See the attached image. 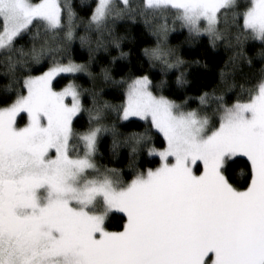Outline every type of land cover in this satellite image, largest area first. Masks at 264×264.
Instances as JSON below:
<instances>
[{
  "label": "snow or ice",
  "instance_id": "obj_1",
  "mask_svg": "<svg viewBox=\"0 0 264 264\" xmlns=\"http://www.w3.org/2000/svg\"><path fill=\"white\" fill-rule=\"evenodd\" d=\"M138 18L156 37L142 52L149 68L174 71L178 86L187 81L169 44L177 22L190 43L206 38L229 50L225 69L250 65V44L264 58V0H97L82 34L60 0H0V74L9 79L5 92H15L0 108V264H264V69L247 87L221 70L224 92L239 87L245 99L204 93L199 109L165 96L163 79L116 80L112 65L129 56L116 22ZM76 41L87 64L64 59ZM111 49L109 64L93 73L98 54ZM45 61L47 70L32 75ZM76 74L93 83L91 107L78 84L54 87L57 77ZM108 85L124 89L121 103L103 98ZM85 112L88 125L77 131ZM137 121L142 132L120 131ZM104 136L114 157L130 149L129 181L97 165ZM140 151L159 166L137 168ZM237 157L250 165L243 190L228 174ZM113 213L124 218L121 231L107 226Z\"/></svg>",
  "mask_w": 264,
  "mask_h": 264
},
{
  "label": "trees",
  "instance_id": "obj_2",
  "mask_svg": "<svg viewBox=\"0 0 264 264\" xmlns=\"http://www.w3.org/2000/svg\"><path fill=\"white\" fill-rule=\"evenodd\" d=\"M134 3H139L140 0H133ZM60 3H67L71 6L77 21L80 23V27L76 29L77 32L82 34L83 25L89 20L92 12L95 9L97 0H60ZM116 32L118 35L124 36L125 39L122 42V48L129 53L126 60L117 61L112 65V73L116 80H121L129 75L138 76L142 73L148 74L155 83H159L162 79L166 81L165 85L161 89L165 96L175 100L177 103L183 104L185 99L188 100V109H199V97L204 93L210 95L215 92L216 95L224 93L225 99H230L231 102H235L237 96L240 99H245L241 93L239 87L231 91L224 92V86L221 80V70H226L234 77V81L237 86L243 84L245 87L250 82H253L259 77L262 69H264V58L260 53V47L258 44L249 45L245 49V54L251 59L252 63L249 65L247 61L239 62L234 66H229L225 69V65L229 61L231 52L223 47L211 48L206 38H201L195 43H190L188 33L185 30L181 32H171L169 34V44L175 50L184 61V71L186 83L183 86L176 84V73L169 72L166 75H162L156 68H149L147 59L142 55L143 49L151 48L155 46L156 37L151 34L147 27L142 22V19H137L135 22L124 19L116 22ZM115 49L110 50L109 53L101 52L98 54L97 59L91 65V71L93 73H99L102 66H107L111 59V55H115ZM71 59L77 64L88 63V50L82 48L78 41L74 42L64 55V59ZM198 62V63H195ZM45 65H49L48 61H45L42 65H35L32 68V75H40L39 69L47 70ZM50 66V65H49ZM3 69L0 68V73ZM24 73L22 72L21 75ZM69 82L78 84L84 91L83 99L85 101V107H91V101L88 96V89L93 87V83L90 78L85 74H79L75 77L70 75H62L54 81V87L56 90H60L63 86ZM9 84L8 77L0 74V108L7 106L4 97L7 95L10 98L15 97V92H5L6 86ZM15 88V86H13ZM124 89L119 85H108L104 88L103 98L113 104H119L122 102ZM190 98V99H189ZM10 102V100L8 101ZM78 121V122H77ZM114 121V117H113ZM24 121L19 120V124ZM142 121H137L131 124L129 127H121L120 131L123 133L128 132H142L144 129L141 126ZM74 125L77 131H83L88 125V114L81 113L80 116L74 121ZM111 137L104 136L100 139L99 150L96 156V163L103 168L118 169L125 181H129L132 178V172L130 170V149L128 147H121L117 156H113L111 153ZM153 144L155 147L162 149L164 144L162 136L154 137ZM160 164L159 158L148 156L146 151H140L136 155V166L140 170L147 168H156ZM229 177L231 182L239 187L241 190L247 187L250 182V165L246 158L238 157L232 162L229 170ZM124 224V218L120 215H113L107 226L109 230H121Z\"/></svg>",
  "mask_w": 264,
  "mask_h": 264
},
{
  "label": "rangeland",
  "instance_id": "obj_3",
  "mask_svg": "<svg viewBox=\"0 0 264 264\" xmlns=\"http://www.w3.org/2000/svg\"><path fill=\"white\" fill-rule=\"evenodd\" d=\"M182 31V30H185V31H187L186 29H182V28H180V26H179V23L177 22V24H176V26H175V30L173 31V32H176V31ZM156 69H158L159 70V68H156ZM76 75H79V74H76ZM58 78V77H57ZM54 83V82H53ZM23 115V114H22ZM214 120H215V117L213 118ZM19 120H20V118L18 117L17 118V121H18V123H19ZM24 122H26V121H24ZM23 122V123H24ZM23 123L21 124V126L23 125ZM162 150V149H161ZM153 157H155V156H153ZM158 158V157H157ZM238 158V157H237ZM113 215H120V216H122L121 214H119V213H113V214H111L110 215V217H109V220H110V218L113 216ZM109 220L107 221V223L109 222ZM122 230V229H121ZM121 230H110V231H121Z\"/></svg>",
  "mask_w": 264,
  "mask_h": 264
}]
</instances>
